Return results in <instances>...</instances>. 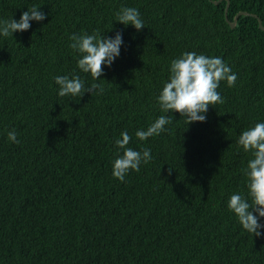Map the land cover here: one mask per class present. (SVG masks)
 I'll list each match as a JSON object with an SVG mask.
<instances>
[{
	"label": "trees",
	"instance_id": "1",
	"mask_svg": "<svg viewBox=\"0 0 264 264\" xmlns=\"http://www.w3.org/2000/svg\"><path fill=\"white\" fill-rule=\"evenodd\" d=\"M33 5L44 20L0 35V264H264V235L227 207L247 195L239 134L264 123V30L252 15L264 26V0H0V20ZM121 7L145 27L115 21ZM116 32L120 55L94 81L70 37ZM183 52L220 57L237 76L220 82L224 103L187 125L157 103ZM73 74L104 91L59 96L54 78ZM161 115L173 117L165 131L135 136ZM125 131L152 159L120 181L112 162Z\"/></svg>",
	"mask_w": 264,
	"mask_h": 264
},
{
	"label": "clouds",
	"instance_id": "2",
	"mask_svg": "<svg viewBox=\"0 0 264 264\" xmlns=\"http://www.w3.org/2000/svg\"><path fill=\"white\" fill-rule=\"evenodd\" d=\"M45 13L39 6L33 5L21 13L18 20L12 16L0 20V35L12 36L14 32L26 31L31 27L30 21H42ZM116 20L123 25H132L136 30L145 27L138 9L121 7L116 13ZM69 45L77 53L76 64L83 73L90 74L92 79L99 80L104 72L105 65L111 66L120 55V46L123 43L120 32L112 37L93 34H73ZM237 76L220 57H209L196 52H183L180 57L171 60L167 82L157 96V103L164 113L178 112L184 118L186 125L191 122H203L209 106L224 103L217 91L220 82L225 81L229 87L234 86ZM58 85V95L82 97L85 92L96 94L104 91L101 84L92 83L85 86L79 75H58L54 78ZM172 115H161L152 122L146 130H137L135 136L144 141L149 137L159 135L165 131V125L172 122ZM115 141L118 151L112 162V175L123 181L126 174L132 170L139 172L142 163L151 161V150H134L128 147L131 137L125 132ZM7 138L13 143H19L15 130L7 133ZM237 144L251 153L246 167L242 169L245 177L247 195L231 194L227 207L233 212L240 225L252 236L264 235L260 229L264 228L259 222L264 217V123H255L242 130ZM255 213V214H254Z\"/></svg>",
	"mask_w": 264,
	"mask_h": 264
},
{
	"label": "water",
	"instance_id": "3",
	"mask_svg": "<svg viewBox=\"0 0 264 264\" xmlns=\"http://www.w3.org/2000/svg\"><path fill=\"white\" fill-rule=\"evenodd\" d=\"M214 2L216 3V2H218V1H214ZM227 3H228V0H227ZM227 7H228V4H226L225 10H224V11H225V15H226V9H227ZM238 14H248V13H247V12L240 11ZM238 14L235 15L233 21H229V20L226 18L227 22L230 24L231 27L234 26L235 21H236V19H237V17H238ZM252 15L258 19L259 27H260L261 29L264 30V26L261 25V20L258 18V16L255 15V14H252Z\"/></svg>",
	"mask_w": 264,
	"mask_h": 264
}]
</instances>
